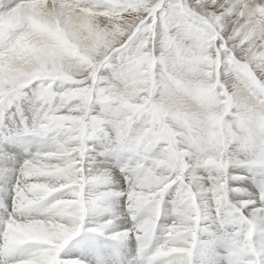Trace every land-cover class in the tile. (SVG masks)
Masks as SVG:
<instances>
[{
	"label": "snow or ice",
	"instance_id": "6c2138e0",
	"mask_svg": "<svg viewBox=\"0 0 264 264\" xmlns=\"http://www.w3.org/2000/svg\"><path fill=\"white\" fill-rule=\"evenodd\" d=\"M0 264H264V0H0Z\"/></svg>",
	"mask_w": 264,
	"mask_h": 264
}]
</instances>
